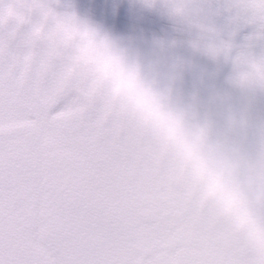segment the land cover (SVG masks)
I'll return each mask as SVG.
<instances>
[{
  "label": "snow or ice",
  "instance_id": "snow-or-ice-1",
  "mask_svg": "<svg viewBox=\"0 0 264 264\" xmlns=\"http://www.w3.org/2000/svg\"><path fill=\"white\" fill-rule=\"evenodd\" d=\"M163 3L200 29L194 47L231 62L235 84L264 91V0H229L226 40L196 0ZM73 8L0 0V264H264V162L241 172L201 150L204 130L189 141L139 68L41 30Z\"/></svg>",
  "mask_w": 264,
  "mask_h": 264
},
{
  "label": "clouds",
  "instance_id": "clouds-1",
  "mask_svg": "<svg viewBox=\"0 0 264 264\" xmlns=\"http://www.w3.org/2000/svg\"><path fill=\"white\" fill-rule=\"evenodd\" d=\"M40 28L78 55L103 59L116 53L125 65L139 68L144 82L170 94L173 107L185 117L184 133L189 141L193 134L204 130L205 136L198 146L201 150H218L241 172H249L264 162V116H257L253 111L254 89L242 88L231 80L233 89L239 90L240 95L219 88H212L205 96L199 89L184 95L178 88L183 78V60L164 67L158 56H142L75 8L70 17L61 13L43 15ZM114 71L119 73V66ZM127 87L134 86L129 83Z\"/></svg>",
  "mask_w": 264,
  "mask_h": 264
},
{
  "label": "rangeland",
  "instance_id": "rangeland-1",
  "mask_svg": "<svg viewBox=\"0 0 264 264\" xmlns=\"http://www.w3.org/2000/svg\"><path fill=\"white\" fill-rule=\"evenodd\" d=\"M70 2L82 16L101 25L113 36L121 38L126 45L142 56L146 58L158 56L164 67L175 60H183L185 62L183 78L178 84L182 94L188 95L199 89L201 95L205 96L212 88H219L233 90L240 95L239 90L233 89L231 84L230 67L223 70L221 86L217 87L215 80L219 74L211 72L193 60L198 48L179 39V35L190 36V28L193 26L171 14L163 0H156L153 6H148L145 0H70ZM196 2L205 8L203 11L214 14L210 17L202 15L203 21L218 28L220 33L223 24L226 23L224 19L229 20L231 24L230 14L226 10L229 0ZM248 29H252V26H245L240 30L245 32ZM253 111L257 116H264V91H254Z\"/></svg>",
  "mask_w": 264,
  "mask_h": 264
},
{
  "label": "bare ground",
  "instance_id": "bare-ground-1",
  "mask_svg": "<svg viewBox=\"0 0 264 264\" xmlns=\"http://www.w3.org/2000/svg\"><path fill=\"white\" fill-rule=\"evenodd\" d=\"M204 23H207V22H204ZM207 24H209V23H207ZM190 27H192V26H190ZM212 27H214V26H212ZM231 28H232L231 24L226 23V24H224L223 28L221 29L222 32L220 33L219 31H215V35H217L219 38L226 40L229 38ZM215 30H217V29L215 28ZM252 31H253V29H248L245 32H241V30H239L235 34V36L231 37L234 44H240L241 42H243L245 37L248 36ZM190 33H191L190 36H180L179 35V39L183 40V42H186L189 44L191 43L192 45H194V42L197 41L201 37L202 33H201L200 29H198L194 26L192 28H190ZM193 60L195 62H197L198 64H200L201 66L203 65L204 67L210 69L211 72H215V73L219 74L218 79L215 80L216 81L215 85H217V87L221 86L220 79L223 75L222 74L223 70L227 69L231 65V62L226 61L223 56L212 57L200 49H198L196 51V55L194 56ZM229 71H232V68H230Z\"/></svg>",
  "mask_w": 264,
  "mask_h": 264
}]
</instances>
